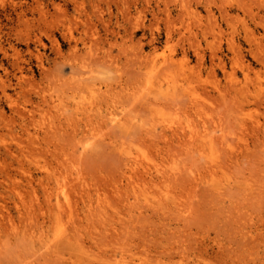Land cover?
Returning <instances> with one entry per match:
<instances>
[{"label":"rangeland","instance_id":"374dc122","mask_svg":"<svg viewBox=\"0 0 264 264\" xmlns=\"http://www.w3.org/2000/svg\"><path fill=\"white\" fill-rule=\"evenodd\" d=\"M0 264H264V0H0Z\"/></svg>","mask_w":264,"mask_h":264},{"label":"bare ground","instance_id":"6f19581e","mask_svg":"<svg viewBox=\"0 0 264 264\" xmlns=\"http://www.w3.org/2000/svg\"><path fill=\"white\" fill-rule=\"evenodd\" d=\"M59 227V226H58ZM59 228H61V227H59ZM58 230V229H57ZM61 231H58V233L56 234V235H58L59 233H60Z\"/></svg>","mask_w":264,"mask_h":264}]
</instances>
